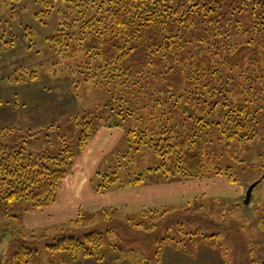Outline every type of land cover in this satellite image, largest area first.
<instances>
[{"label":"rangeland","instance_id":"374dc122","mask_svg":"<svg viewBox=\"0 0 264 264\" xmlns=\"http://www.w3.org/2000/svg\"><path fill=\"white\" fill-rule=\"evenodd\" d=\"M94 14L76 2L55 1L51 8L42 0H0V131H31L24 145L34 154L56 151L62 139L75 153L47 207L8 203L0 190V264L22 244L33 251L26 264H264V127L250 140L229 141L216 126L208 129L189 118L186 124L206 137L200 145L204 167L189 168L191 175H165L174 166L172 156L166 168L159 167L161 158L152 148L135 150L128 139L132 129L158 133L162 106L153 102L151 91H131L103 68L94 43L87 42L91 28L83 26ZM239 17L251 36L255 19ZM259 40L264 42V33ZM160 68L154 64L157 73ZM181 111L164 112L168 128L176 131L187 119ZM88 112L95 131L81 149ZM228 167L235 182L227 178ZM113 173L118 178L110 182ZM153 209L167 212L166 224L140 227L138 234L131 224L145 221L143 215ZM180 211L187 217H174ZM96 230L105 244L93 256L72 258L45 247ZM165 236L159 244L147 241Z\"/></svg>","mask_w":264,"mask_h":264},{"label":"trees","instance_id":"16d2710c","mask_svg":"<svg viewBox=\"0 0 264 264\" xmlns=\"http://www.w3.org/2000/svg\"><path fill=\"white\" fill-rule=\"evenodd\" d=\"M42 1L51 8L55 1H65L95 9V14L85 20L83 26L91 28L87 42L94 43L95 54L100 56L103 68L111 69L115 83L122 80L121 84L131 91H151L153 102L162 106V113L157 114L158 133L154 128L132 129L128 139L135 150L140 145L152 148L161 158L159 167L166 168L172 156L174 166L164 174L191 175L189 168L204 167L200 145L205 143L206 137H202L196 127L186 124L189 118L208 129L216 126L221 139L229 141L250 140L259 127H264V42H255L259 33H264V0ZM244 14L255 19L252 26L256 28L251 36L245 35L246 29L239 17ZM154 64L161 66L159 73ZM166 111L172 116L181 111L187 119L176 124L174 131L165 124ZM92 114L88 112L82 123L78 139L81 149L95 131ZM150 116L156 119L153 114ZM30 136H33L31 131H0V190L8 203L28 201L33 209H39L53 203L75 153L65 139L56 151L46 149L31 153L24 145ZM198 138L202 139L196 144ZM221 172L218 169V173ZM226 174L230 182L236 181L231 167ZM112 177L110 182L118 178L116 173ZM142 179H137V183ZM187 211L191 213L189 208ZM181 212L174 217L186 218V214H179ZM143 216L145 221L131 224L132 229L137 227L138 234L143 232L140 227L155 230L163 226L168 214L153 209ZM169 224L167 229L172 228L171 222ZM262 227L264 229V217ZM144 234L149 237L152 233ZM168 238L154 237L147 241L159 244L160 240ZM104 244V236L96 230L50 242L45 247L51 251H67L72 258H80L95 255ZM32 254L24 244L18 245L7 264H26Z\"/></svg>","mask_w":264,"mask_h":264},{"label":"water","instance_id":"95a60500","mask_svg":"<svg viewBox=\"0 0 264 264\" xmlns=\"http://www.w3.org/2000/svg\"><path fill=\"white\" fill-rule=\"evenodd\" d=\"M258 182H255L254 184H252L251 186H249L247 193H246V199H245V203L248 204L250 202L253 190L255 189V187L257 186Z\"/></svg>","mask_w":264,"mask_h":264}]
</instances>
